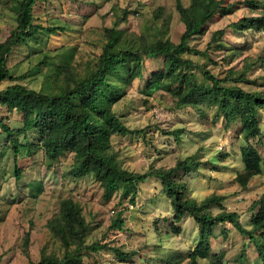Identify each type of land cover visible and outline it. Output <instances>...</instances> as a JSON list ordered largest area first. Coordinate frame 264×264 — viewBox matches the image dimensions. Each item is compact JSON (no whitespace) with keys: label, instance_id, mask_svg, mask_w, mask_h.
<instances>
[{"label":"rangeland","instance_id":"1","mask_svg":"<svg viewBox=\"0 0 264 264\" xmlns=\"http://www.w3.org/2000/svg\"><path fill=\"white\" fill-rule=\"evenodd\" d=\"M180 1L187 6L191 0ZM224 1L225 4L233 3L231 11L217 12L207 22L203 33L189 40L192 47L204 50L211 41L213 31L225 28L241 17L258 15L243 3L244 0ZM16 3L17 0H0V43L16 26ZM158 8L162 9V17L156 21L153 13ZM166 17H170L166 36L176 42L183 31V24L176 12L175 0L39 1L34 7L32 22L57 30L50 34L37 32L26 40V44L13 48L8 60L10 72L14 77H25L0 82V90L14 83L40 90L45 69L39 73L34 66L43 51L49 53L54 62L67 65L82 78L94 66L96 55L105 41L106 29L114 27L117 22L119 25L116 28L122 29L129 39H134L146 27L155 22L162 23ZM223 41L226 47L234 45L242 48L246 43L248 46L235 59L229 56L228 50L224 55L229 58L224 61L218 54L212 55L216 63L208 62L207 56L192 55L191 58L198 64L206 63L207 69L218 76L227 67H240L241 60L246 56L252 59L264 56V32H241L228 27ZM159 64L158 59H145L144 78ZM259 67L248 75L251 84H244L245 89L264 87V66ZM195 74L202 80L199 71ZM202 108L205 116L190 106L174 107L170 94L155 90L153 86L146 90L140 80L133 82L127 95L113 106V110L126 126L143 132L113 136L114 155L126 169L137 174L148 172L150 167L172 168L178 160L198 161L200 166L197 170L188 173L177 170L176 179L185 182L188 195L197 200L211 194L223 196L225 210L237 211L240 222L246 225L251 203L264 192V164L262 174L253 177L245 188L242 187L237 180L243 167L239 152L243 141L236 133L238 126L234 124L226 129L223 118L215 120L213 107ZM260 111L264 139V111ZM0 116L6 117L4 122L13 129L22 126L23 116L16 110L8 112L0 105ZM175 129L182 131L179 139L171 134ZM19 139L24 142L21 137ZM250 142L255 144L257 138ZM261 148L264 154V145ZM21 157L23 173L21 179L16 180L10 144L5 135L0 134V264H29L40 259L42 250L61 254L59 242L48 230L46 221L57 213L59 201L66 197H72L82 207L89 225L86 243L106 235V240L113 239L112 244L118 245L122 251L136 252L132 259L122 261L113 252L104 250L95 256V260L89 258V263L166 264L163 261L169 255L187 253L198 240V226L191 217L183 218L181 233H167L163 217L171 216L172 208L159 182L152 177L141 183L135 203L131 205L128 197L121 199L119 192L105 200L102 188L92 175L78 179L71 177L68 174L71 153H65L57 162H50L43 158L40 151L32 155L22 148ZM121 209L124 212L123 229H109L116 212ZM218 211L217 207L212 209L213 213ZM27 232L30 244L25 253L23 237ZM214 234L211 253L221 259L220 264H241L238 260L243 254L246 257L242 263H254L257 256L255 247L231 224L217 225ZM212 259L199 260V264H211Z\"/></svg>","mask_w":264,"mask_h":264},{"label":"trees","instance_id":"2","mask_svg":"<svg viewBox=\"0 0 264 264\" xmlns=\"http://www.w3.org/2000/svg\"><path fill=\"white\" fill-rule=\"evenodd\" d=\"M39 1L44 0H17L16 26L0 43V82L25 77H14L10 72L8 60L13 48L26 44V40L37 32L50 34L57 30L32 22L34 7ZM243 3L258 15L241 17L227 27L213 31L204 50L192 47L189 40L203 33L207 22L217 12L229 13L233 3L191 0L184 6L180 0H175V9L183 24V31L176 42L166 36L170 17L146 27L134 39L125 36L122 29H117L119 24L116 22L114 27L106 29L105 41L96 55L94 66L82 78L67 65L54 62L50 54L43 51L34 66L39 73L45 69L40 90L21 83L0 90V105L8 112L16 110L23 116L22 126L17 129L11 128L4 122L6 117L0 116V134L5 135L12 150L14 178L20 180L22 177V148L32 155L40 151L50 162H57L65 153H71L68 174L75 179L92 175L102 188L105 200L119 192L121 199L128 197L133 205L141 183L152 177L159 182L172 208V215L163 217L167 233H181L180 223L185 217L193 218L199 230L198 240L191 250L185 254L175 252L164 259V263L180 264L184 261V264H199V260L212 257L211 264H220L221 259L211 253V241L215 238V227L229 223L255 247L257 256L253 264H264V192L251 203L250 218L243 225L237 211L225 210L223 196L211 194L197 200L188 195L185 182L176 179L177 170L184 173L197 170L200 166L198 161L178 160L172 168L150 167L148 172L137 174L126 169L115 157L112 144L113 136L143 132L126 126L113 110V106L127 95L133 82L140 80L146 90L153 86L155 90L170 94L174 107L190 106L204 116L206 112L202 107H213L215 120L223 118L224 128L237 125L236 133L243 141L239 147L243 165L237 175L239 184L245 188L253 177L262 174L264 154L261 147L264 139L259 114L260 110L264 111V87L248 90L243 85L251 84L248 75L254 68L264 66V56L256 59L246 56L240 67H227L218 76L207 69L206 63L198 64L191 58L192 55H202L207 56L208 62L216 63L212 58L214 54H218L221 61L229 56L234 59L240 57L248 45L226 47L223 35L228 27L241 32H264V0H244ZM161 10L158 8L153 13L156 21L162 17ZM226 50L229 56L224 55ZM145 59L160 60L159 66L151 69L146 79L143 75ZM171 134L179 139L182 131L175 129ZM255 138L257 142L251 143ZM214 207L219 209L217 213L212 212ZM123 213V209L116 212L109 229H123ZM154 223L158 228L157 221ZM46 226L59 242L61 254L42 250L40 259L29 264H95L87 260H95V256L104 250L113 252L122 261L136 255L133 251H122L118 245L112 244L113 239L106 240V235L86 243L89 225L80 203L72 197L59 201L57 213L46 221ZM29 244L30 234L27 232L23 237L25 253ZM245 257V254L241 255L238 261L244 264Z\"/></svg>","mask_w":264,"mask_h":264}]
</instances>
